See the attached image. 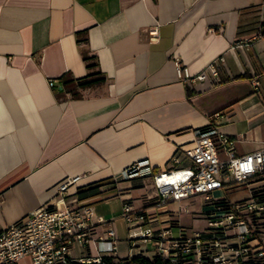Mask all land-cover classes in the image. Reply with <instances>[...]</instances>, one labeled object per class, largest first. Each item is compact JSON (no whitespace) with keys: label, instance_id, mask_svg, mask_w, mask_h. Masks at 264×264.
Here are the masks:
<instances>
[{"label":"crops","instance_id":"obj_1","mask_svg":"<svg viewBox=\"0 0 264 264\" xmlns=\"http://www.w3.org/2000/svg\"><path fill=\"white\" fill-rule=\"evenodd\" d=\"M262 28L264 0H0V231L50 202L59 181L78 176L72 193L100 185L83 200L115 228V255L153 259V243L133 245L119 223L122 200L143 179L122 172L145 159L154 172L173 166L178 147L193 145L211 122L237 139L238 155L264 148ZM84 50L107 81L83 98L59 97L63 74L88 73ZM220 55L219 84L190 88L177 78L175 56L198 73ZM149 179L153 201L145 208L159 219L181 224L174 212L202 200L170 202L161 213ZM103 234L97 224L94 239L73 244L71 257L98 255Z\"/></svg>","mask_w":264,"mask_h":264},{"label":"built area","instance_id":"obj_2","mask_svg":"<svg viewBox=\"0 0 264 264\" xmlns=\"http://www.w3.org/2000/svg\"><path fill=\"white\" fill-rule=\"evenodd\" d=\"M263 34L262 28L258 37ZM224 60L220 55L202 71L192 73L175 56L177 78L190 88L195 81L217 85ZM254 84L258 87L260 82ZM196 133L193 145L178 147L173 166L154 172L145 159L124 169L122 177H151L161 213L170 212L166 210L170 202L201 196L206 227L191 232L173 217L162 220L146 208L137 210L127 197L122 200L121 216L127 224L128 241L133 245L152 242L157 254L170 264H184L186 255L194 264H264V148L236 154L237 139L213 122ZM184 159L188 164L181 165ZM78 179H62L54 186L50 202L0 231V264H19L26 257L30 264H70L72 245H89L97 224L104 229L96 239L98 255L80 261L101 263L104 254H116L117 233L111 222L102 216L96 219L92 203L71 192ZM235 184L245 185L249 196L236 200L215 197L220 189ZM183 210L190 212L188 207ZM181 211L182 207L174 213Z\"/></svg>","mask_w":264,"mask_h":264},{"label":"trees","instance_id":"obj_3","mask_svg":"<svg viewBox=\"0 0 264 264\" xmlns=\"http://www.w3.org/2000/svg\"><path fill=\"white\" fill-rule=\"evenodd\" d=\"M84 34V33H82ZM80 35V33L78 34ZM83 58L86 62L88 73L82 77H75L72 73L67 72L63 74L59 79L61 81L62 89L58 90V96L60 97L64 93H69L71 98L79 99L84 97V91L87 88L96 87L104 84L107 81L106 75L102 72L99 67L96 56L91 55L88 51H83ZM156 171V168H153ZM105 181H102L103 183ZM100 185L91 186L85 189H79L77 196L79 199H85L93 195L100 194ZM193 258L190 255H186L184 264L192 263ZM170 264L167 259H164L161 255L157 254L153 259H150L143 255L132 256L127 259H119L115 254H104L102 256L101 263L97 262H82L80 260H72L70 264Z\"/></svg>","mask_w":264,"mask_h":264},{"label":"rangeland","instance_id":"obj_4","mask_svg":"<svg viewBox=\"0 0 264 264\" xmlns=\"http://www.w3.org/2000/svg\"><path fill=\"white\" fill-rule=\"evenodd\" d=\"M140 177V176H138ZM142 178V177H140ZM152 181L149 179V176H143V179H139V182H134L132 189H139L132 191V194L130 196L131 202L134 204V207L139 210L142 208H145V205H150L153 200L150 199L148 196L149 194L153 193V188L151 186ZM123 192L126 194L128 192V189H123ZM129 193V192H128ZM250 192L247 190L246 186H241L240 184H235L228 186L226 188L220 189L219 193L215 196L222 197L225 196L229 200H236L240 198H244L246 196H249ZM114 203V202H113ZM203 205V199L197 200L196 202H188V204H184L182 206L181 211V222L186 223L188 225V228L191 232H194L195 230H202L206 226L207 222L205 219V214L203 213V209L201 210V206ZM188 206L190 209V212H186L183 209ZM197 208V209H196ZM113 218V217H111ZM120 220V219H118ZM121 223V227L124 229V233L127 234L128 229H126L125 221L121 220L119 221ZM181 223L182 225H185ZM23 264H26L23 262Z\"/></svg>","mask_w":264,"mask_h":264}]
</instances>
